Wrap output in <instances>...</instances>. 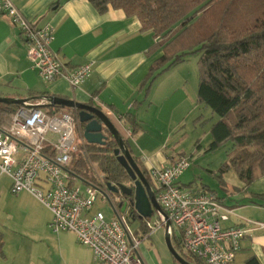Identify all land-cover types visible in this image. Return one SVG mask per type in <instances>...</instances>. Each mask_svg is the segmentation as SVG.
<instances>
[{"label": "built area", "instance_id": "1", "mask_svg": "<svg viewBox=\"0 0 264 264\" xmlns=\"http://www.w3.org/2000/svg\"><path fill=\"white\" fill-rule=\"evenodd\" d=\"M0 17L24 38L28 60L43 82L64 79L76 88L90 75L93 63L70 69L49 47L54 39L50 26L33 24L18 11L13 0H0ZM44 103L36 101L29 103L34 107H19L10 113L8 124L0 125V174L10 179L9 192L32 195L52 215L50 231L72 233L99 264H146L138 250L140 243L150 238L156 228L164 227V219L157 212L153 224L143 218L149 232L141 233L144 238L137 237L124 217L125 197L118 194L116 201L110 199L106 181L94 164L91 168L95 180L85 179L73 170L75 155L86 154L77 113H48L39 106ZM100 110L111 119L110 111ZM127 135L131 136L130 131ZM77 137L81 139L80 148ZM175 159L166 167L147 170L155 198L170 223L171 239L185 255L205 264H235V255L248 230L243 225L223 226L234 211L220 197L179 184L180 175L190 167V159ZM99 198L110 203L115 218L107 219L105 213L94 209ZM124 204L126 208L121 212ZM252 224L264 227L260 222Z\"/></svg>", "mask_w": 264, "mask_h": 264}, {"label": "crops", "instance_id": "2", "mask_svg": "<svg viewBox=\"0 0 264 264\" xmlns=\"http://www.w3.org/2000/svg\"><path fill=\"white\" fill-rule=\"evenodd\" d=\"M13 1L18 11L33 24L38 27L50 26L54 39L49 47L70 69L86 63H93V67L86 80L76 88H71L64 79L48 84L43 82L28 60L24 38L7 19L0 17V97L23 99L52 95L86 105L92 104L99 110L110 111L111 121L120 135L129 141L136 134L137 143L143 138L149 143L159 136L168 137L188 121L196 108L194 104L197 103V94L195 98L187 90V82L176 68L177 65L156 77L150 89L145 92L149 68L160 58L161 51L149 52L155 42L152 32L143 31L135 16L127 17L122 9L116 10L110 6L106 13L100 14L88 0ZM152 108L157 110L154 126L143 123L145 120L140 118ZM168 110L173 115L167 119ZM126 114H132L139 126V131L131 136L127 135L129 124L123 123ZM139 148L143 152L147 151L146 148ZM150 155V159L142 163L146 171L153 167H166L176 160L169 156L163 157L158 152L152 154V150ZM10 185L11 181L9 189ZM22 193L39 203L28 192ZM222 200L225 205L226 201ZM25 207L21 211L23 216L30 217L34 224L40 223L42 217L38 211L30 205ZM44 208L47 217L43 224L48 228L52 215ZM237 208L241 207L230 208L234 213L223 224L224 227L243 225L248 230L235 255V264H246L252 258L258 264H264V227H257L236 215ZM2 243L0 259L4 262L7 258V243L5 240ZM87 250L92 255V264H99L94 254ZM143 260L146 264H153L145 259V255Z\"/></svg>", "mask_w": 264, "mask_h": 264}, {"label": "trees", "instance_id": "3", "mask_svg": "<svg viewBox=\"0 0 264 264\" xmlns=\"http://www.w3.org/2000/svg\"><path fill=\"white\" fill-rule=\"evenodd\" d=\"M88 1L100 14L106 13L109 6L122 9L127 17L135 16L139 20L143 31L152 32L155 42L149 52L162 48V53L149 68L145 92L156 77L183 63L187 54L198 55L197 104L218 117L210 128L212 142L208 150H216L230 141L233 152L221 170L234 169L240 181L247 184L256 176H264V0ZM184 48L190 51H182ZM18 108V105L0 104V125ZM46 109L54 113L63 108ZM123 123L129 124L130 135L138 132L132 114H126ZM80 126L78 123L82 134ZM124 142L136 161L128 141L124 139ZM115 148L111 136L101 147L85 143L86 154L75 155L73 170L85 179L95 180L92 163L106 183L124 184L130 178L114 155ZM136 163L151 186L143 164ZM127 199L133 201L132 196ZM131 209L132 219H139ZM140 222L142 234H148L143 219ZM172 246L189 263L205 264L185 255L174 240ZM2 247L0 239V253ZM246 264L258 263L252 258Z\"/></svg>", "mask_w": 264, "mask_h": 264}, {"label": "rangeland", "instance_id": "4", "mask_svg": "<svg viewBox=\"0 0 264 264\" xmlns=\"http://www.w3.org/2000/svg\"><path fill=\"white\" fill-rule=\"evenodd\" d=\"M160 51L162 53V48ZM182 51L187 52L190 49L184 48ZM198 58L195 53L187 54L183 63L178 64L177 67L175 65L187 82V90L189 89L195 98L199 83ZM194 105L196 108L193 109L185 125L170 133L168 137L159 136L149 143L143 138L137 143L138 136L135 134L128 144L136 161L143 163L147 158L150 159V150L152 154L158 152L163 157L169 156L171 159L185 156L190 159V167L180 175L179 184L192 187L193 190H208L224 199L228 208L241 207L235 210L236 215H240L248 222H264V176H256L252 183L247 184L240 181L234 169L221 170L228 163L233 146L229 141L216 150H208L212 142L210 128L218 117L207 107L197 103ZM170 110L167 111V119ZM62 112L73 113L68 109L56 113L60 115ZM156 114L157 110L152 108L140 118L145 120L142 121L143 123L154 126ZM8 123V120L4 122V124ZM78 142L80 148V138ZM139 147L146 148L149 152H143ZM94 166L97 169L95 164ZM98 174L101 175L99 172ZM9 183L10 179L0 174V237L7 243L5 249L7 258L4 262L0 259V264H92L91 253L77 242L72 233L53 234L43 224L44 218L47 217L43 211L44 206L28 194L13 195L9 192ZM123 185L128 187L129 180ZM109 196L111 200L116 201L118 194L110 192ZM96 201L95 210L105 213L107 219L115 218L108 201H100V198ZM27 205L38 211L39 216L42 217L38 218L40 223L34 224L30 217L23 216L21 211ZM131 210L127 207L124 213L127 224L137 237L144 238L141 235L142 224L139 219H132ZM156 216L155 213L148 218L151 224L155 222ZM138 250L143 258L145 255V259L153 264H176L165 245L164 227L156 228L150 238H144Z\"/></svg>", "mask_w": 264, "mask_h": 264}, {"label": "water", "instance_id": "5", "mask_svg": "<svg viewBox=\"0 0 264 264\" xmlns=\"http://www.w3.org/2000/svg\"><path fill=\"white\" fill-rule=\"evenodd\" d=\"M32 101H42L45 102L43 105H39L42 108H47L49 106H57L63 109H68L71 112H76L78 115V123L85 124L83 129L82 137L86 143L103 146L108 140V136L113 138L116 143V148L114 150V155L117 156V160L120 162L125 173L133 181L134 189L131 187H126L123 184H118L116 186L106 183L108 190L114 194H121L124 197L132 196L133 201L131 206L137 213L138 218L142 220L143 218H151L155 212L159 213L165 221L164 226V236L165 245L168 249L173 260L177 264H191L182 258L178 252L172 246V239L168 232L170 223L167 221V217L163 211H161L160 206L155 198L154 192L144 174L140 172L136 161H134L130 151L126 148L123 136L120 135L114 123L109 119L105 113L90 104H82L75 100L67 99L63 96H52V95H41L31 98L14 99V98H2L0 97V104L18 105L19 107L28 106L30 107ZM31 107H34L31 106ZM103 131L108 134L106 136ZM126 205H122L121 212H124Z\"/></svg>", "mask_w": 264, "mask_h": 264}, {"label": "flooded vegetation", "instance_id": "6", "mask_svg": "<svg viewBox=\"0 0 264 264\" xmlns=\"http://www.w3.org/2000/svg\"><path fill=\"white\" fill-rule=\"evenodd\" d=\"M81 126V128H85V126H86V123L85 124H80ZM103 133L106 135V136H108V134H106L104 131H103ZM109 137V136H108ZM129 182H130V185L128 186V187H131V188H133L134 189V186H133V181L131 180V179H129ZM127 187V186H126ZM125 199H126V201H127V207H132L131 206V200L130 199H127V197H125Z\"/></svg>", "mask_w": 264, "mask_h": 264}]
</instances>
